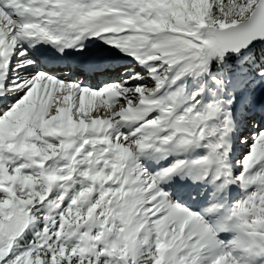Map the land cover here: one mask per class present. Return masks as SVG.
<instances>
[{
    "label": "snow or ice",
    "instance_id": "snow-or-ice-1",
    "mask_svg": "<svg viewBox=\"0 0 264 264\" xmlns=\"http://www.w3.org/2000/svg\"><path fill=\"white\" fill-rule=\"evenodd\" d=\"M0 264H264V0H0Z\"/></svg>",
    "mask_w": 264,
    "mask_h": 264
}]
</instances>
